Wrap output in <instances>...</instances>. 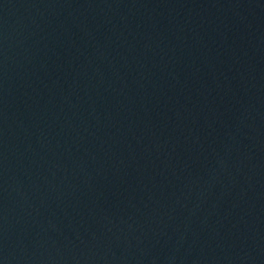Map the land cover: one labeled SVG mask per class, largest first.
I'll return each instance as SVG.
<instances>
[{
  "label": "water",
  "instance_id": "1",
  "mask_svg": "<svg viewBox=\"0 0 264 264\" xmlns=\"http://www.w3.org/2000/svg\"><path fill=\"white\" fill-rule=\"evenodd\" d=\"M0 264H264V0H0Z\"/></svg>",
  "mask_w": 264,
  "mask_h": 264
}]
</instances>
